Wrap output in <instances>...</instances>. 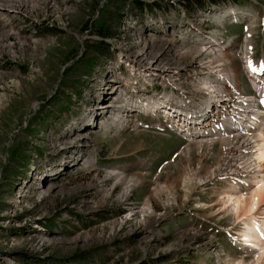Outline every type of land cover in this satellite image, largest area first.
I'll use <instances>...</instances> for the list:
<instances>
[{
    "label": "rangeland",
    "instance_id": "obj_1",
    "mask_svg": "<svg viewBox=\"0 0 264 264\" xmlns=\"http://www.w3.org/2000/svg\"><path fill=\"white\" fill-rule=\"evenodd\" d=\"M206 1L0 0V6L16 12L18 18L14 29L0 28V264L219 262L217 256L206 262L198 253L193 256L191 239L182 231L186 230L183 216L189 213L205 217L221 234L220 228L237 222L233 212L215 213L224 204L227 191L237 192L217 177L210 181L211 172L223 159L221 142L186 146L181 139L151 128L156 122L138 116L133 121L139 127L126 126V118L122 131L104 134L101 124L107 114L94 116L110 108L111 118L104 129L120 119L121 97L108 105L117 91L110 94L109 102L97 99L105 90V66L115 60L117 52H124V60L129 54L140 59L139 53H144L151 64L155 61L149 56L159 58L158 51L152 53L158 49H143L144 40L150 43L154 39H147L144 33L140 38L136 32L140 13L154 14L169 7L203 20L210 4H222L251 8L257 18L264 14V0ZM17 8L25 14L15 11ZM33 25L37 34L23 31ZM237 26H228V30L238 33L242 45ZM219 27L212 23L204 29ZM254 38L259 57L264 54V35L255 28ZM161 39L156 38L157 42ZM201 47L195 46V50ZM225 56L235 68L240 91L252 96L239 60ZM204 57L211 67L217 65L209 55ZM214 57L220 61L219 53ZM183 72L188 70L182 71L184 79ZM198 91V97H206ZM93 117L98 127L92 128V124L88 128ZM146 124L149 127L143 128ZM242 156L247 163L249 155ZM112 177L114 185L108 180ZM137 183L125 196V188ZM42 192L47 194L42 197ZM238 193L247 199L252 190ZM149 200L153 214L143 219L139 210ZM260 205L255 217L263 220L264 206ZM130 209L134 210L129 219ZM143 220L144 228L139 225ZM223 236H218L221 242ZM224 246L233 259L225 264L256 263L254 253H233Z\"/></svg>",
    "mask_w": 264,
    "mask_h": 264
},
{
    "label": "bare ground",
    "instance_id": "obj_2",
    "mask_svg": "<svg viewBox=\"0 0 264 264\" xmlns=\"http://www.w3.org/2000/svg\"><path fill=\"white\" fill-rule=\"evenodd\" d=\"M8 6H9V4H8ZM229 10H231V9H229ZM15 11L20 12L22 14H25V12H23L19 9L15 10ZM234 15H235V17H237V15L235 13H234ZM228 16H229V13L227 14V11L218 13L217 14L218 22H223L225 20V18ZM250 33H252L251 29H250ZM154 41L157 42V40H152L150 43H148L147 41L144 40V43H146L147 45H143V47H144L143 49L146 51L158 49L156 51H153L152 53H156L158 51L159 58L149 56L150 58H154V61L156 64L158 63L156 66H154L155 63H153V64L149 63L147 61V57L145 59L146 54H144V53H139V56H141L140 59L135 58V60H134L132 54L127 55V58L130 61V63L132 65H136V66L143 65L147 68H139V69L144 70V71H148L151 73L155 72L156 75L162 76L164 81H166L168 83L173 82L174 84H176L179 81L180 76L182 75L183 69H186V70H188V73L191 74V76H193L195 78H197V77L201 78L199 80L189 81L188 83L194 89L195 92H199L198 90H200V92H204L205 94H207L206 99L208 101H210L211 99H215V98L219 99L222 95H224L226 93V91H224L225 89L223 90V88L216 81V79H215L216 76L228 77L231 81H233L234 85L237 86L239 84L238 79H237V75L235 73L236 72L235 68L231 67L230 60H228L226 56H222V54L219 53V55L221 56L220 61H218L219 57H215V62L217 65L211 67L209 61H204L203 59H205L204 56H206V55H215L216 52H214L213 50H211V52H209L208 50H205V49H198V50L196 49L195 50V49L190 48V49H185L183 52H181V51H178V49H175L174 41L171 38L157 42L156 46H153ZM163 44L165 45V47ZM172 45H173V48H172ZM196 51H198L199 53H197L195 55ZM141 52H142V50H141ZM179 58L183 59L184 61L180 62ZM211 59H214V57H211ZM142 63H144V64H142ZM167 65L172 66V67L169 68ZM155 69H159L160 71L158 72ZM224 71H226L225 74H222V72H224ZM212 73H214V74H212ZM209 74H212V79L210 78L211 76ZM183 83H185V81ZM181 84L178 83V85L182 86ZM187 89L190 92H192L191 88H187ZM115 91H117V90H115ZM117 92H116V95L113 98H111L112 101L110 103H108V105L110 106L111 104H114L113 99L115 97H121V100L123 101V106H122V110L120 111L121 113H117V114H120V119L116 120L114 122H110L109 126H108L109 129L108 128L104 129V124H106L108 122V120L111 118L110 108L104 110L103 112L97 111V113H95V114L93 112L90 113V114H94V116H96L97 114H101V117L103 114H107V115H105V116H107L106 121H104V123L101 124V127L103 129V131H101V132L104 134H107L110 132L111 126H113L115 128V130H118V131L122 130L125 127V123L127 122L126 118L130 117L131 116L130 114L133 113V111L136 112V110L138 108V107H136L134 105H130L126 102V98H125V95L123 94V92H118V93ZM103 97L105 98L106 96L103 95ZM98 98L99 97H97V99ZM105 105H107V104H105ZM102 109L103 108H100L99 110H102ZM176 112H178L180 114V113H182V109L179 108V109H177ZM95 118H97V117H95ZM92 119H94V117L89 118V120H91V122H90V124H89L90 126L88 128H91V126L93 124ZM220 139H221V141H224V138L220 137ZM231 143H232L231 140L224 141L222 145L228 146ZM199 144H202V141H200ZM239 145L241 148H243L244 152L250 150V143L247 140L241 141L239 143ZM246 149H248V150H246ZM78 150H80V149H78ZM225 152H226L225 158L222 161V163L220 165H217V167L215 168V171H213L212 174H210L211 176H213V179L215 177H221V176L225 175V173H223V172L230 169L229 166L231 167V164H233L234 160L237 158V150L236 149H231V150L228 149ZM254 160H256V162L258 163V168L256 170L257 176H259L261 178L259 180L255 181L254 184L250 186L251 190H252V193H250L251 194L250 198L246 199L241 194L239 195V193H238L239 191H237V192L234 190H231L229 192L227 191L228 195H226L223 198V199H225V201H224V204L222 205V207H220L219 212L225 213L228 211V212H231V215H233V213H234V214H236L235 216H236L237 222H244L245 221L244 223H242V224H244L243 230L240 231V246L243 249L249 250L255 254V258H256L254 260V261H256L255 264H264V217H261L263 220H259L258 218L255 217V212L258 210V206L260 204H261L260 207L264 206V137H263V135H261V144L259 145V149H258L257 154L254 155ZM86 161H89V163H91V165H92L91 160H85V162ZM89 163H88V165H90ZM255 167H256V165H254L252 167V169ZM234 172H236V171L234 170ZM111 175L116 176V175H118V173L117 174L113 173ZM124 177H125V175H124ZM117 183H121V182H119V180L117 179ZM137 185H138V183L135 185L134 184L128 185L125 188V196L128 197L130 192ZM233 188L234 187H232V189ZM45 194H47V193L42 192L41 196L43 197V195H45ZM156 195H157V193H156ZM150 203H151V201L149 200L146 203H143V205H141V207H140L139 213L142 214L143 219L147 216L149 218L153 214L152 207H151ZM144 204H145V206H144ZM130 216H131V214L129 213L128 214L129 219H130ZM145 223L146 222L144 220L141 221L139 223L140 227L142 226V228H144L146 225ZM191 236H192V234H191ZM210 244H211L210 240L207 239L202 243L200 249H202V247H204V246H209ZM221 252H223V250H219V252L216 254L219 262L222 260V253ZM239 264H244V262L239 263Z\"/></svg>",
    "mask_w": 264,
    "mask_h": 264
}]
</instances>
